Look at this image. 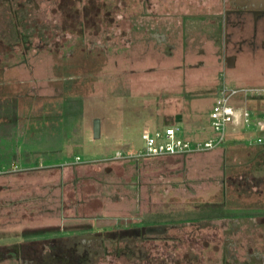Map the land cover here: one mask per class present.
Returning a JSON list of instances; mask_svg holds the SVG:
<instances>
[{"label": "rangeland", "instance_id": "rangeland-1", "mask_svg": "<svg viewBox=\"0 0 264 264\" xmlns=\"http://www.w3.org/2000/svg\"><path fill=\"white\" fill-rule=\"evenodd\" d=\"M141 1L139 4L137 0L74 1V10L85 8L84 16L70 14L66 2H62L58 10L55 9L56 3L48 4L47 7L42 4L46 8L39 13L38 25L27 29L21 35L22 38L0 34V76L11 81L10 84L15 83L20 93L36 95V86L40 89L41 84L47 81L42 79L61 78V73L66 75L63 74L66 72L74 75L76 85L79 84L77 82H84L86 87L84 101L75 100L78 110L73 128L76 143L72 153L69 151L64 159L65 162L86 163L65 169L56 185L51 182L50 172L41 173L53 169L50 167L21 169L1 176L0 246L15 242L22 247L32 244L35 249L45 251L50 243L66 240L64 237L49 238L55 231L58 235H66L65 229L70 227L67 219L77 222L81 217L84 218L83 206L86 207V221L90 222L102 216L99 212L101 207L106 209L102 214L110 221L133 220L136 216L131 211L125 212L123 208L124 212H120L122 205L126 204H134L133 208L139 205L140 214L144 210H156L160 216L163 214L172 220L183 217L215 219L227 215V209L231 207L227 206L229 202L238 199L234 194L228 193L226 200L223 195H219L222 176L219 179L214 175L216 171L219 172V169L214 170L213 162L217 163L216 160L210 161V170L189 169L187 173L186 154L145 158L139 163L138 170L133 162L104 159L114 156L117 151L126 149L123 153H132L142 148L140 132L144 127L172 126L178 129L180 138L191 142L198 141L192 137L194 131L198 129L201 132L204 129L206 133H203L200 141L210 139L216 142L218 132L212 128L209 118L212 100L210 95H206L215 78L229 88H239L241 91L264 87V54L248 56L245 62L239 58L234 67L223 65L222 58L221 70L216 73L217 63L213 61L215 54H211V51L206 54L207 57L189 53L183 58V52L180 55L174 49L170 52L169 46L166 51L163 46L160 51L141 50L130 35L116 34L119 27L125 32L131 22V15L141 10ZM262 41L264 37H259L258 43ZM51 61L54 67L48 66ZM229 74L239 76L240 81L234 85L228 84L226 76ZM52 81L56 82L54 79ZM2 104L0 102V136L7 135L12 128L10 121L4 125L8 115H4L7 120L4 116L1 118L3 111L9 112L10 109L6 105L2 107ZM241 112L237 110L235 117ZM177 115L180 116L178 122L175 120ZM96 117L101 122L100 135L94 138L92 120ZM231 126H226L225 138L220 147L196 154L204 159L213 158L214 153L227 145ZM245 127L251 128L239 123L235 130L247 131ZM223 162L225 166L229 163L227 157ZM260 162L261 166H249L246 174L254 172L258 180L256 183L259 182L258 188H263L264 181L260 183V180L264 179V162ZM194 165L197 168L199 166ZM200 167L203 168V165ZM220 169L226 172L227 168L221 164ZM110 174L114 177L109 178ZM227 174L226 185L232 183ZM249 183L255 186V183ZM249 188L246 185L242 187L247 210L250 209L246 206L250 201ZM163 202L167 205H163ZM180 205L181 209H178ZM169 207H176V211L169 210ZM249 215L254 216L252 212ZM146 216L139 215L138 218L146 220ZM126 233L132 234L133 231ZM107 234L113 235L109 231ZM213 236L214 233L206 235L201 243L210 239L214 241ZM261 236L258 234L244 239L250 240V250H264V235ZM25 238L41 239L35 245L24 242L27 241ZM245 241L241 242V247L244 246L246 250ZM220 244L216 242V245ZM128 245H134L131 239ZM2 250L3 247H0V257ZM135 252L140 254L136 249L131 253ZM131 253L127 258L132 256ZM125 261L123 257H112L99 264H130ZM188 263L196 264V261ZM152 264L166 262L160 257L154 259Z\"/></svg>", "mask_w": 264, "mask_h": 264}, {"label": "crops", "instance_id": "crops-1", "mask_svg": "<svg viewBox=\"0 0 264 264\" xmlns=\"http://www.w3.org/2000/svg\"><path fill=\"white\" fill-rule=\"evenodd\" d=\"M137 3L139 4V0H137ZM231 4L229 0H142L141 10L131 15V22L125 28V32L119 30V27V32L116 34L130 35L133 42H138L141 50L157 49L160 51L161 46H163V50L166 51V47L169 46L171 47L170 52L173 49L179 55L183 52V58L189 53L199 56L201 54L206 55L211 51V54L214 53L216 56V58L214 56L213 61L217 63L216 73H219L222 58H224L223 65L225 66H227V60L232 59L231 63L233 65L230 67H234L239 58L240 61L245 62L248 56L255 57L264 54V41L258 43V38L264 37V12L228 11V6H233ZM52 62L48 66L54 67ZM61 66L70 67V65ZM63 74L66 75L61 73V78L57 79L53 77L42 79L47 81L41 84L40 89L36 86V95L20 93L17 91L15 83L10 84L11 81L5 80L2 75L0 76V102L3 103L2 107H5V105L7 108L10 107L9 112L3 111L1 118L3 119L4 115H8V121L6 123L5 120L3 121L4 125L9 121L12 122V128L8 134L0 136V177L21 169L30 170L50 167L53 169L41 171V173L50 172L52 175L51 182L56 185L60 178L59 175L65 169L86 163L65 162L64 160L70 152L72 153L76 143L73 128L76 111L78 110L75 106V100L84 101L86 87L84 82H77L79 84L76 85L73 74H68V72ZM238 77L235 74L234 76L229 74L228 77L226 76V82L234 85L233 83L240 81ZM53 79L56 82L52 81ZM219 83V80L215 78L213 86L206 93V95L211 96L212 100L210 110L217 96ZM46 92L50 93L47 94ZM8 98L11 99L10 102L7 100ZM233 104L236 110L242 112L244 109L250 110L251 128L245 127L247 131L244 129L241 131L235 130L237 124L242 123L244 125L241 112L237 117H234L232 122L234 124H230L232 128L229 131L227 145L212 155L214 159H204L196 154L200 152L185 155L187 173L193 169L210 170L208 165L213 160L218 161L217 163L213 162V164L215 165L214 170L219 169V172L216 171L217 173L214 175L219 179L220 175L222 176L219 195H223L224 200H226L228 193L238 197L237 200L230 201L229 205L225 203L227 206H231L227 210H230L229 212L232 215L228 217L222 215L215 219L183 217L172 220L166 215L162 214L160 216L156 210L149 212L144 210L140 214L139 205L133 208L134 204H126L122 205L121 210H119L121 213L124 210H126L125 212L131 211L134 213L136 217L133 220L110 221L102 214L106 209L101 207L99 212L102 216L97 221L94 219L90 222L89 220L86 221V207L83 206L84 218L81 217L77 222H73L71 218H68L67 220L71 224H67L70 226L65 229L67 234L58 235V232L55 231V234L53 236L51 234L49 239L64 237L65 241L72 243L85 242L87 257L96 252L95 256L98 257L96 264L101 261H108L112 257H123L126 260L125 262H131L130 264H152L154 259L160 257L165 260L166 264L170 262H172L170 264H189L188 261L191 260H195L196 264H264V250H249L247 249L249 241L244 240L258 234L264 235V187L259 186L258 188L257 184L259 182L256 183L258 180L255 177L256 174L253 175L254 172L251 171L248 175L246 174L249 166H261L260 161L264 162V143L258 144L253 141L261 134L258 126L264 124V98L238 96L234 98ZM202 130L204 131V129ZM203 131L200 132L196 129L192 137L201 140L203 133H206ZM262 134L264 135V133ZM216 147H220V145L214 148ZM210 150H204L203 152L206 153ZM220 155L223 157H220ZM225 157L229 160L226 166L223 162ZM77 158L76 156V161ZM144 159L115 158L114 160L133 162L138 170L139 163ZM188 163H190L191 168L188 167ZM194 164H198V168ZM221 164L223 168H227L226 172L220 169ZM202 165L203 168L200 167ZM225 173H228L227 176L232 182L228 185H226ZM110 175L109 178L114 177V175ZM244 178L247 180L243 181ZM260 181L262 183L264 179ZM249 182L255 183V186ZM245 185L247 188L250 187L251 192V195L248 196L250 201L246 205L250 208L249 210L244 207L245 202L243 199L245 197H242L244 196L242 187ZM164 204L167 205L166 202H163ZM237 205L240 208H235ZM181 206L178 209H181ZM123 208L125 209L123 210ZM175 208L169 207L168 209L175 212ZM194 208L198 207L195 206ZM162 209H164L163 206ZM73 210L75 211L76 208H73ZM250 212L254 214V217L249 215ZM139 215L148 216H146V220H142V218H138ZM238 215H243V217H236ZM244 218L245 220H243ZM55 225L59 226V224ZM149 228L159 229L150 232L147 231ZM108 231L113 235H108ZM128 231H133V233H126ZM207 233H214V241L210 239L201 243V239L209 235ZM21 237L23 236L21 235ZM40 239L25 238L27 241L24 242L35 243L36 245ZM130 239L134 244L132 246L128 245ZM242 241L247 244L246 250L244 246L241 247ZM216 242L222 244L218 246ZM18 245L19 243L14 242V244H4L0 247H3V250L10 248V251L12 247ZM214 246H217V248H214ZM135 249L145 254L141 262L136 252L135 254L131 253ZM159 250L165 252L161 253ZM47 251L46 248L44 252ZM130 253L132 258L136 256V261H130L127 258ZM19 263L14 258L0 261V264Z\"/></svg>", "mask_w": 264, "mask_h": 264}, {"label": "flooded vegetation", "instance_id": "flooded-vegetation-1", "mask_svg": "<svg viewBox=\"0 0 264 264\" xmlns=\"http://www.w3.org/2000/svg\"><path fill=\"white\" fill-rule=\"evenodd\" d=\"M74 1L76 0H0V34L22 38L21 35H24L27 29L31 30L38 25L37 18L39 13L48 4L54 5L56 3L55 9L58 10L62 2H66L67 10L70 14L77 13L84 16L85 8L74 10ZM83 1L85 0H77L80 3ZM229 1H231L233 6H228V11L264 12V0ZM60 13L65 16L64 12L61 11ZM24 48L26 49L25 46ZM249 243L248 249L250 250ZM34 247V245L23 247L18 245L12 247L10 251V248L2 250L0 261L14 258L20 262L19 264H87L89 260L85 242H52L47 247V252H42Z\"/></svg>", "mask_w": 264, "mask_h": 264}, {"label": "built area", "instance_id": "built-area-1", "mask_svg": "<svg viewBox=\"0 0 264 264\" xmlns=\"http://www.w3.org/2000/svg\"><path fill=\"white\" fill-rule=\"evenodd\" d=\"M241 92H243V94H240ZM238 96H261L264 98V87H255L247 91H241L239 88H229L224 83L220 84L217 96L215 97L209 113L210 124L212 128L218 132L216 142L210 139L194 142L185 140L179 137L177 134L178 129L172 126L152 129L150 127H144L140 132V138L143 142L142 148L132 153H123L119 151L116 152L114 156L106 158V160H114L115 158L138 160L150 157L185 155L192 152L212 149L222 144L224 141L226 126L233 122L236 115L237 110L233 104V100ZM242 119L245 126L251 125L250 110H243ZM258 130L264 133V124L259 125ZM255 139L256 143H264L263 134L257 136Z\"/></svg>", "mask_w": 264, "mask_h": 264}, {"label": "water", "instance_id": "water-1", "mask_svg": "<svg viewBox=\"0 0 264 264\" xmlns=\"http://www.w3.org/2000/svg\"><path fill=\"white\" fill-rule=\"evenodd\" d=\"M232 60V59H231ZM231 60L230 59H228L227 60V66H231V65H233L232 63H231ZM175 120H176V122H178L179 120H180V116L179 115H177L176 117H175ZM93 122V124H92V131H93V136H94V138H97V137H99V135H100V119L99 118H94L93 120H92ZM159 228H149L147 231H150V232H152V231H154V230H158Z\"/></svg>", "mask_w": 264, "mask_h": 264}, {"label": "trees", "instance_id": "trees-1", "mask_svg": "<svg viewBox=\"0 0 264 264\" xmlns=\"http://www.w3.org/2000/svg\"><path fill=\"white\" fill-rule=\"evenodd\" d=\"M251 97H254V96H251ZM261 97V96H260ZM261 98H263V97H261ZM262 134V133H261ZM260 134V135H261ZM258 144H260V143H258ZM262 144V143H261ZM128 160H130V159H128ZM229 213V214H228ZM237 213V212H236ZM234 214V213H233ZM229 215H232V213L231 212H227V215H225L226 217H228ZM236 217H239V216H236ZM254 217V216H253ZM243 220H245V218L243 219ZM96 255V252H94V253H92V254H90L89 256H88V262H87V264H96L97 262H98V257L97 256H95ZM138 257H139V261L141 262V260H143L144 259V257H145V254H144V252H142V253H140V254H138ZM130 259V261H136V256H135V258H132V257H130L129 258ZM131 263V262H130Z\"/></svg>", "mask_w": 264, "mask_h": 264}]
</instances>
